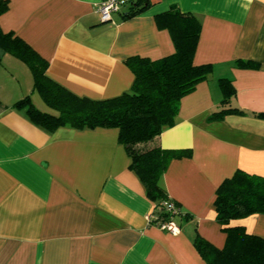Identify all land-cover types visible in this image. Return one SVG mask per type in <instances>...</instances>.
Listing matches in <instances>:
<instances>
[{
    "label": "crops",
    "instance_id": "obj_1",
    "mask_svg": "<svg viewBox=\"0 0 264 264\" xmlns=\"http://www.w3.org/2000/svg\"><path fill=\"white\" fill-rule=\"evenodd\" d=\"M134 1L103 22L101 0H8L0 26L48 61L50 78L105 99L131 89L129 57L175 52L157 14L178 9L201 22L193 63L213 71L181 99L175 124L144 143L191 151L173 159L161 181L181 210L173 218L180 231L158 226V208L129 168L118 129L48 132L15 105L30 96L52 112L36 101L31 69L0 47V264H206L195 237L219 248L226 240L216 219L218 186L238 169L264 177V118L256 115L264 111V0H148L124 18ZM238 60L258 67H237ZM223 77L236 90L230 105L245 114L210 120ZM230 225L264 237L262 213Z\"/></svg>",
    "mask_w": 264,
    "mask_h": 264
},
{
    "label": "trees",
    "instance_id": "obj_2",
    "mask_svg": "<svg viewBox=\"0 0 264 264\" xmlns=\"http://www.w3.org/2000/svg\"><path fill=\"white\" fill-rule=\"evenodd\" d=\"M149 3L148 0L134 1L124 18L143 11ZM7 8L8 0H0V15ZM156 20L159 27L169 30L175 52L156 60L129 57L126 63L135 76L131 89L111 98L79 96L59 84L46 73L48 61L13 32H4L1 26L0 47L31 69L33 90L39 93L52 112L37 108L30 96L15 105L26 109L29 119L48 132L64 126L118 129V142L130 157L129 168L139 177L147 197L158 208L159 219L168 221L180 215L181 210L161 181L170 162L191 156V151L145 147L144 143L175 124L181 99L212 73L213 65L193 63L201 31V22L194 15L171 9L157 14ZM235 65L258 67L253 62L239 60ZM219 86L222 91L220 109L212 113L210 120L221 119L230 113L245 114L242 109L230 105L236 94L232 80L220 78ZM256 115L264 118V111ZM164 202H173L178 212L168 211ZM215 207L216 219L226 234V240L219 248L199 234L195 237V246L205 263L264 264V237L248 233L243 226L230 225L234 219L264 214V177L238 169L218 186Z\"/></svg>",
    "mask_w": 264,
    "mask_h": 264
},
{
    "label": "built area",
    "instance_id": "obj_3",
    "mask_svg": "<svg viewBox=\"0 0 264 264\" xmlns=\"http://www.w3.org/2000/svg\"><path fill=\"white\" fill-rule=\"evenodd\" d=\"M126 3V0H101L97 6L101 20L103 22L113 21V14L118 12ZM164 204H166L168 211H172L174 213L178 212V209L173 204V202H164ZM154 219H156L158 226L163 229H166L172 233H178L180 231V227L174 222L173 219L162 221L158 216Z\"/></svg>",
    "mask_w": 264,
    "mask_h": 264
},
{
    "label": "rangeland",
    "instance_id": "obj_4",
    "mask_svg": "<svg viewBox=\"0 0 264 264\" xmlns=\"http://www.w3.org/2000/svg\"><path fill=\"white\" fill-rule=\"evenodd\" d=\"M36 101H37V103L40 102V105L39 106H46V105H44L45 103L43 102V100L40 97H37Z\"/></svg>",
    "mask_w": 264,
    "mask_h": 264
}]
</instances>
